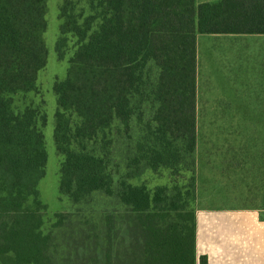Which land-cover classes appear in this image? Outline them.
Here are the masks:
<instances>
[{
  "label": "trees",
  "instance_id": "trees-1",
  "mask_svg": "<svg viewBox=\"0 0 264 264\" xmlns=\"http://www.w3.org/2000/svg\"><path fill=\"white\" fill-rule=\"evenodd\" d=\"M99 8L101 19L92 31L78 22L59 27L79 39L65 79L54 84L55 138L65 155L61 186L75 197L110 191L113 181L102 159L63 148L65 111L83 117L78 133L92 138L100 129H112L114 121L128 127L135 104L146 97L151 118L142 126L150 133L154 120L159 134L150 133L143 158L152 169L158 164L183 169L185 162L191 167L198 141L197 32L264 33V0L199 6L195 0H101ZM46 15L47 0H0V258L9 255L16 264L46 263L38 183L47 151L34 109L17 110L13 104L14 94L36 87L47 64ZM191 183L186 192L179 184L153 192L121 186L122 202L135 211H178L153 229L145 264H196Z\"/></svg>",
  "mask_w": 264,
  "mask_h": 264
},
{
  "label": "rangeland",
  "instance_id": "rangeland-1",
  "mask_svg": "<svg viewBox=\"0 0 264 264\" xmlns=\"http://www.w3.org/2000/svg\"><path fill=\"white\" fill-rule=\"evenodd\" d=\"M100 1L47 0V64L39 72L36 87L13 95L17 110L34 109L47 151L38 183L43 202L41 231L47 239L45 264H145L153 229L163 227L178 211L164 207L135 211L119 196L123 184L146 186L152 192L157 187L171 191L179 184L186 192L191 181L190 202L196 211L254 209L264 218V78L250 94L243 90L239 99L232 96V89L224 88L218 74L201 77L195 161L191 167L185 162L183 169L175 164H158L152 169L143 158L150 133L159 134L154 120L150 133L142 126L151 118L146 97L135 104L128 127L114 121L112 129H100L92 138L78 133L83 117L65 111L63 148L102 159L113 184L110 191L94 190L79 197L64 191L61 168L65 155L55 138L54 84L65 79L79 39L71 32L62 34L59 27L63 21L78 22L92 31L101 19ZM83 39L88 41V35ZM0 264L16 263L4 255Z\"/></svg>",
  "mask_w": 264,
  "mask_h": 264
},
{
  "label": "crops",
  "instance_id": "crops-1",
  "mask_svg": "<svg viewBox=\"0 0 264 264\" xmlns=\"http://www.w3.org/2000/svg\"><path fill=\"white\" fill-rule=\"evenodd\" d=\"M196 41L197 96L203 75L218 74L239 99L264 78V33L197 32ZM196 223V264H264V220L257 210H199Z\"/></svg>",
  "mask_w": 264,
  "mask_h": 264
}]
</instances>
